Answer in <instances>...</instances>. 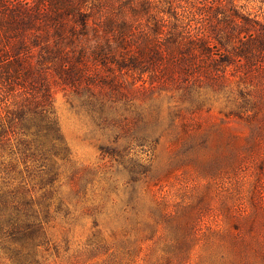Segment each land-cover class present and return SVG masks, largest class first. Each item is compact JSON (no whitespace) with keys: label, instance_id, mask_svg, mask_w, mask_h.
<instances>
[{"label":"rangeland","instance_id":"rangeland-1","mask_svg":"<svg viewBox=\"0 0 264 264\" xmlns=\"http://www.w3.org/2000/svg\"><path fill=\"white\" fill-rule=\"evenodd\" d=\"M234 1L264 22V0ZM8 36L0 9V55ZM177 64L114 69L115 89L54 83L69 155L20 167L43 225L31 264H264V72ZM0 264H15L1 243Z\"/></svg>","mask_w":264,"mask_h":264},{"label":"trees","instance_id":"trees-1","mask_svg":"<svg viewBox=\"0 0 264 264\" xmlns=\"http://www.w3.org/2000/svg\"><path fill=\"white\" fill-rule=\"evenodd\" d=\"M0 9L9 26L0 55V243L15 264H31L25 250L43 231L20 167L50 174L69 155L54 83L115 89L114 69L153 78L167 58L182 75L211 81L264 72V22L234 0H0Z\"/></svg>","mask_w":264,"mask_h":264}]
</instances>
